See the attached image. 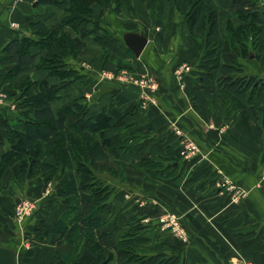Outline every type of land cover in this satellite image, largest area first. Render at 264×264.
Returning <instances> with one entry per match:
<instances>
[{
    "label": "crops",
    "instance_id": "crops-1",
    "mask_svg": "<svg viewBox=\"0 0 264 264\" xmlns=\"http://www.w3.org/2000/svg\"><path fill=\"white\" fill-rule=\"evenodd\" d=\"M130 1L132 15L117 16L112 22H118L122 30L143 31L147 44L140 56L130 55L121 44L116 51L102 56L101 46L90 35L85 38V48L72 61L80 76H74L62 93L65 98L83 96L92 113L104 107L108 110L113 127L107 136L113 138L115 147L107 151L100 163H121L132 168H124L129 180L118 185L117 191L110 188L109 201L112 194L122 193L121 188L130 184L128 194L149 200L148 205L140 207L141 212L147 207L145 210L154 217L161 213L156 203H163L164 211L175 213L185 240L177 239L176 248L165 244L163 252L178 255L179 264H264V141L257 142L253 135L251 105L236 93L218 89L220 58L211 66L214 75L208 85L196 81L194 68L203 49L187 30L186 5L166 2L159 16L155 13L157 22L152 23L154 10L148 6L152 11L150 18L142 20V10L137 6L143 5ZM211 2L220 21L230 18L237 23L228 9V0ZM260 7L263 11L264 0L260 1ZM65 13L64 5L0 0V72L10 66L2 53L8 41L34 37L31 22L39 20L53 25ZM111 18L106 15V20ZM179 18L181 21L177 23ZM220 24L219 39L224 35V24L222 21ZM103 27L112 33L115 30L110 24ZM198 32L202 36L200 29ZM259 35L261 60L252 56L249 61L240 62L243 75H255L264 81V29ZM28 74L36 79L45 77V72L36 71L32 65L24 68L11 86L19 84ZM143 77L152 79L155 88L132 81ZM188 82L199 89L197 99H192ZM5 88L2 86L1 90ZM4 92L10 97V90ZM198 96L203 98L202 102ZM252 104L264 109V103ZM5 112L10 115L11 111ZM11 124L18 126L17 122ZM185 141L197 146L194 155H181ZM145 158L160 164L154 174H144L136 168L135 164ZM114 169L119 170L117 166ZM105 174L109 175L100 173L103 178ZM128 194L122 193L125 197ZM116 200H111L114 212L121 208ZM152 220L153 224L158 223L156 218ZM111 227L110 221L108 228ZM5 228L0 231L2 246H8L10 240L11 233ZM153 236L143 243L151 247L162 241L156 234ZM17 256L18 253V264Z\"/></svg>",
    "mask_w": 264,
    "mask_h": 264
},
{
    "label": "trees",
    "instance_id": "trees-1",
    "mask_svg": "<svg viewBox=\"0 0 264 264\" xmlns=\"http://www.w3.org/2000/svg\"><path fill=\"white\" fill-rule=\"evenodd\" d=\"M127 1L35 0L36 5H64L66 13L53 25L39 20L31 22L29 26L34 37L12 39L2 52L10 66L0 72V88H10L19 73L32 65L36 71L45 72V77L36 79L28 74L20 82L23 92L18 97L21 115L15 121L18 126L11 124L5 111H0V179L6 170L10 171L11 182L7 192L12 194L25 183L51 171L52 165L60 171L59 174H66L54 190L60 206L57 215L40 235H58L56 245L65 241L70 243L65 255L67 263L71 262L74 253L77 262L84 254L90 255L93 260L88 264L180 262V257L175 254H148L137 250L140 247L137 238L145 228L140 221L118 226V218L110 220L105 216L113 209L109 205V185L102 184L99 176L107 164H101L100 160L115 147L113 138L107 136L113 127L108 110L104 107L92 113L83 96L65 98L62 95L74 76L79 75V68L73 66L72 61L85 48L86 37L92 35L93 41L102 48V56L116 51L120 44L124 45L120 35L106 30L102 22L107 14L121 16ZM136 1L138 5L149 4L158 15L166 2H181L187 6L184 21L189 34L196 39L197 29L204 33L200 44L203 49L201 60L194 68L196 81L208 85L214 75L211 66L220 58L218 89L246 99L251 105L249 110L255 140L264 141V109L252 104L264 103V81L255 75H243L240 62L249 61L252 56L261 60L258 52L259 34L264 29L261 0H228V9L235 15L237 23L230 18L221 19L224 40L220 46L214 38L220 37L221 21L211 0ZM123 31L126 30L120 33ZM30 76L34 78L32 83L26 80ZM31 85L34 90L30 89ZM187 88L194 99L199 89L192 88L190 82ZM198 101L202 102L203 98L198 96ZM3 146L6 148L1 150ZM135 165L144 174H154L160 168L158 162L148 158L139 160ZM130 218L135 219L134 216ZM110 221L112 227L108 228Z\"/></svg>",
    "mask_w": 264,
    "mask_h": 264
},
{
    "label": "rangeland",
    "instance_id": "rangeland-1",
    "mask_svg": "<svg viewBox=\"0 0 264 264\" xmlns=\"http://www.w3.org/2000/svg\"><path fill=\"white\" fill-rule=\"evenodd\" d=\"M148 6L149 4H145L143 5V7L137 6L140 8V10H142V20H147L150 18V14L152 13V11L148 8ZM132 7V2L128 0L127 5L125 6L121 16L126 13L129 16L132 15ZM155 13L157 14V16H159L158 13L154 11L152 13V23L157 22V18H155ZM110 15L112 18L110 20L103 21L102 26H107V24H110V26L115 29L113 30V35L119 36L121 34L120 32L122 31V28L118 25V22H112L114 18L118 17L112 14ZM115 20L117 21V19ZM180 21L181 20L179 18L177 20V23H180ZM142 24L144 25V23ZM198 33L199 34L196 36V39L194 38V40L201 44L204 39L203 33L202 36L200 32ZM214 40L220 46L223 44L224 39L215 38ZM33 79L34 78L30 76V78L28 77V79L26 80H30V82L32 83ZM31 87L30 89L34 90L32 85ZM7 89L11 91L10 97H8L6 95V92H4ZM7 89L5 88L4 91H2L0 88V109L2 111H5V109L11 111L10 115H8V118L12 123H14L15 121H17L19 116H21L19 115L18 104L20 101L18 97L21 92H23V87L22 85L20 86L19 83ZM4 149V146L1 147V150ZM106 164L107 166L106 168H103V172L109 175L105 174V177L103 178V176L99 174L102 184L108 183L109 188H113L114 191H117L118 185L121 186L122 183L129 180V178L125 177L124 172V168L126 169L127 164L126 166H123V164L121 163L117 165L113 163ZM114 166H117L119 170H115ZM103 167H105V165ZM52 168L53 169H51V171L41 174L37 178L25 183L22 188L16 189L15 192H13L12 194H8L7 192V189L11 182L9 177L10 171L6 170L2 174L0 179V231L4 230L6 226V232L11 233L10 240L8 241V246L14 247L16 253L20 254L18 264H88L93 260L90 255L84 254L81 259L77 262L75 261V253L71 257V262L67 263L65 261V255L69 251L70 243L68 241H65L62 245H56L55 241L59 238L58 235H40V233L50 227L51 222L53 221V219H55L57 215L60 206L55 198L54 190L59 183L61 184V182L64 180V177H66V174L65 176L59 174L60 171L58 169H55V165H52ZM129 169L132 170V168ZM110 172L117 173L110 174ZM62 177L63 179H61ZM130 180L133 181L132 179ZM121 190L124 194L131 193V185H124ZM122 193H115V195L112 194V197L109 201V205H111V200L117 199L116 203L120 204L121 206L119 211L114 212L109 208L111 212H106L105 216L110 220L118 218V222H121L120 226L135 224L136 221H140L141 224L145 225V228L140 231L141 236H138L137 238V242L138 244H140V247H138L137 250L142 253L146 252L148 254H152L156 252H161V250L163 252V250L166 248L165 244H168L170 246L173 245L175 248L176 246H179V242H175L177 239L180 240L177 231L178 229L176 231H173L172 226L169 227L167 224L169 223V221H171L173 215V222H176L178 228H180L179 217L176 216L175 213H169V211H164L163 203H160V205L156 203L157 206H160L159 210L161 213H158L157 215L155 214L154 217H151L153 215H150L148 213L149 211L145 210V208L147 207L142 209V212L140 210L141 206L148 205L149 200L147 199V197L145 198V200H139L137 196L135 197L134 195L132 196V194H128V197H125V195H122ZM151 195L153 196L154 194ZM133 197H135L136 200ZM153 199L155 200V198ZM153 199L151 198V200ZM22 202L27 203V207L29 208L27 209V214L24 215L23 219L20 221L17 218L15 211L18 204ZM130 216H134L135 219H131ZM153 218H156L158 220L157 224H153ZM36 230H38L37 233ZM155 234L157 235V239L162 240L160 241V243L155 244L151 247L149 244L143 243L145 242V240L147 241L149 237ZM68 237L69 236H67V238ZM110 264L115 263L112 262Z\"/></svg>",
    "mask_w": 264,
    "mask_h": 264
},
{
    "label": "water",
    "instance_id": "water-1",
    "mask_svg": "<svg viewBox=\"0 0 264 264\" xmlns=\"http://www.w3.org/2000/svg\"><path fill=\"white\" fill-rule=\"evenodd\" d=\"M120 39L136 57L140 56L147 44V38L143 31H123L120 34ZM233 56L235 55L233 54ZM0 264H17L14 247L0 245Z\"/></svg>",
    "mask_w": 264,
    "mask_h": 264
},
{
    "label": "built area",
    "instance_id": "built-area-1",
    "mask_svg": "<svg viewBox=\"0 0 264 264\" xmlns=\"http://www.w3.org/2000/svg\"><path fill=\"white\" fill-rule=\"evenodd\" d=\"M182 67L184 69H188V67L186 65H182ZM127 79L131 80V77L128 76ZM132 81H135L136 83H139L141 86H145L149 89H154L155 85H156L152 79L150 80L149 78H145V77H143L141 79H135ZM197 150L198 149H197V146L195 144H193L190 141H185L183 143V149L181 151V155L184 157H189L190 155H194L197 152ZM236 192L238 193L239 191L237 190ZM28 208L29 207H27V203H24V202L18 204V206L16 207L15 213L17 215V218L20 221L23 219L24 215L27 214ZM30 208H31V206H30ZM168 226L169 227L172 226L173 231H176L178 229L177 231H178L179 237L185 240L181 228H178V225L176 224V222H173V217L171 218V221H169ZM243 264H250V263L246 262Z\"/></svg>",
    "mask_w": 264,
    "mask_h": 264
}]
</instances>
